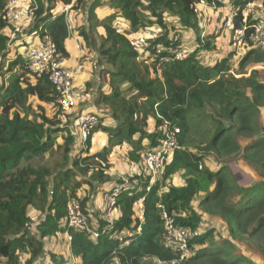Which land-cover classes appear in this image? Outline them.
I'll list each match as a JSON object with an SVG mask.
<instances>
[{
    "label": "trees",
    "instance_id": "obj_1",
    "mask_svg": "<svg viewBox=\"0 0 264 264\" xmlns=\"http://www.w3.org/2000/svg\"><path fill=\"white\" fill-rule=\"evenodd\" d=\"M103 1L33 0L27 6L29 34L38 38L48 35L65 58L69 56L65 41L70 27L65 12L54 10L56 4L86 11L89 25L87 30H80V35L88 47L95 45L91 33L102 29L97 53L104 62L100 74L107 75L109 81L107 91L98 86L94 103L107 110L115 125H99L108 135L107 144L100 151L71 160L73 138L61 134L63 140L56 144V134L63 128L45 114V107L56 103L48 76L32 74L17 52L13 58L8 57L10 37L4 31L13 27L6 17L7 0H0V76L17 68L7 82L0 83V264H37L44 252L43 238L65 231L71 235V252L80 257L79 264H111L113 258H118L120 264L171 261L176 254L162 241L161 207L175 211L177 222L194 230L200 226L203 213L227 225L230 240H215L212 229L197 234L194 242L201 248L183 264H264V260L238 253L231 242H254L264 258V127L258 117L264 105V77L258 68L245 76L248 64H264V51H246L238 64L239 77L230 72L229 55L233 51L213 65L202 63L200 50L213 49L216 36L200 38L197 4L203 1L218 8L221 0H110L114 12L98 19L97 9ZM246 2L238 0L242 6ZM169 17L182 30H197L198 46L183 60L164 62L161 57L167 53L152 58V46L157 41L174 45L166 32ZM116 19L127 21L130 33L158 25L162 36L145 47L146 56L142 58L139 43L120 30ZM90 84H85L88 92ZM31 97L37 100L36 109L29 103ZM150 120L154 122L151 130ZM165 122L179 127L180 133L178 147L162 178L146 192L141 187L147 185L148 179L143 174L131 177L129 180H136L137 184L119 195L116 207L120 216L111 230L96 240L64 226L68 201L80 198L78 190L83 183L93 187L90 181L78 180L77 176L91 171V179L105 181L108 155L114 146L123 143L131 147L129 163L139 164L143 151L157 144ZM240 137L250 139L243 148L238 143ZM55 147H62V161L51 168L43 156ZM239 153L262 178L247 187L236 184L226 165L211 170L203 164L209 155L222 160ZM178 171L184 172L185 183L169 185L167 191L160 192ZM201 191L198 212L192 203ZM141 198L142 221L134 210ZM81 206L85 211L84 198ZM30 207L39 212L38 234L30 230ZM98 223L100 229L106 225L102 220ZM138 226L141 229L136 232ZM122 230L135 232L128 244L111 238L112 233ZM50 259L53 264H67L53 253Z\"/></svg>",
    "mask_w": 264,
    "mask_h": 264
},
{
    "label": "built area",
    "instance_id": "obj_2",
    "mask_svg": "<svg viewBox=\"0 0 264 264\" xmlns=\"http://www.w3.org/2000/svg\"><path fill=\"white\" fill-rule=\"evenodd\" d=\"M21 1L7 0L5 10L8 20L16 16V10ZM26 2L30 6L33 0H26ZM201 2L203 5L206 4ZM221 2L228 9L222 22L225 33L230 36L229 44L232 49L237 53H245L250 48L264 51V1L247 0L243 6L238 4V0H221ZM180 30L178 29L179 32H173L169 35L173 46H167L163 42L157 41L152 46V58L166 52L167 55L161 57L164 62L171 59L183 60L190 52L194 51L195 47L193 49L183 42V37L180 34L182 31ZM140 34L149 39L148 43H144L148 47L152 41L162 36V30L160 28H142L138 33H134L133 37L137 39ZM137 41L139 40L137 39ZM26 63L32 74H46L48 76L56 95L52 118L58 122L57 126L63 128L62 134L64 136L73 138L72 150L77 157L84 156L92 134L100 125V116L91 110H77L78 102L83 100L85 95L76 89L75 69L65 64V57L58 53L56 45L48 35L38 38L36 43L29 47ZM179 133V127L165 122L157 144L153 147H147L143 151L139 164H137V167L142 168V172H137V174H143L148 181L147 185L141 189L144 188L146 192L149 191L150 187L162 178L167 164L178 147ZM136 184V180L130 181L127 178H122L103 192V218L106 222L103 228L100 229L98 222L93 224L90 221L89 215L82 209L81 198H73L68 201L66 215L63 219L64 226L84 232L91 239L96 240L101 234L111 230L115 221L111 218V213L117 206L121 192L133 188ZM139 201H143V198ZM160 215L164 230L163 244L176 254V258L168 262L158 261V264H183L201 248L194 242L198 234L197 230L179 224L177 222L178 214L175 211L168 212L164 207H161ZM140 229L138 226L136 232H139ZM123 231L112 233L111 238L118 240L121 244H128L135 232L127 231L124 233ZM71 239V235L68 233L69 243H71ZM19 259L23 263L22 255L19 256ZM111 264H120V261L118 258H113Z\"/></svg>",
    "mask_w": 264,
    "mask_h": 264
},
{
    "label": "rangeland",
    "instance_id": "obj_3",
    "mask_svg": "<svg viewBox=\"0 0 264 264\" xmlns=\"http://www.w3.org/2000/svg\"><path fill=\"white\" fill-rule=\"evenodd\" d=\"M201 3L197 4V10H198L197 12H198L199 21L203 22V19H204L203 14L204 13H203L200 5H199ZM221 6L218 7L219 9L215 8L213 11H211L210 13L212 15H210V13L207 11L206 12L207 19H206V22L204 23L206 25L203 26V25H200L201 23H199V25L197 26L198 32L201 35L200 36L201 39L203 38L205 40V36L211 35V34L216 36L215 39H213L214 48L211 50H203V49L200 50L199 56H200L203 64L213 65L217 60H220L224 56H228L229 52L233 51V54L229 55L230 56L229 63L231 65L230 72L232 74H234L236 77H239V76H241V74L239 73V70H238V67H239L238 64L246 52L245 53L244 52L237 53L230 46V44H229L230 36L224 33L225 29L223 28L224 25L222 22L223 19L225 18L226 8H221ZM54 10H58L57 4H56ZM59 10L61 12H65L67 21H69L71 18L74 19V21H73L74 26L72 25L73 26L72 30L76 31V34H75L76 37L80 36L82 38V36L80 35V30H82L84 28L87 30L88 25H89L86 11L84 12V10H82V9L81 10H72L68 6H62V8H60ZM74 11L75 12L78 11L77 14H75ZM112 12H114V8H112L111 1L110 0H104L103 5L97 9V17H98V19H103L107 14L112 13ZM209 15H210V17H209ZM209 18H210V20H209ZM13 19L14 18H12L8 21L11 22ZM115 22H116V25L120 28V30H122L123 32L129 33L128 37L130 38V40H133L134 42L139 43L140 55L142 58L145 57L146 56V50H145L146 46L144 45V43H148L149 39L146 38L145 35L143 36L140 34L137 36V39L139 40V41H137L136 37H133V33L129 32L130 28H129V23L127 21H125L124 19H116ZM171 22H173V23H171ZM166 24H167V29H168L166 32L168 34H172L173 32H179L178 29L182 28V27H180V25L177 24L176 20L175 21H169V22L166 21ZM69 25L71 26V21H70ZM154 26L157 29L160 28L158 25H154ZM29 29H30V21L28 23L22 24L21 26L18 27V29H16L15 27L5 29V31L7 32V34L10 37V40H9L10 53L8 55V57L10 59L13 58V56H15V54L17 52L26 61L27 52H28L30 45L29 44L25 45V43H23L24 40H21V41H19V43H17V40L19 39L18 37H21L24 33L29 34V32H30ZM185 31H187V30H185ZM163 32H165V29L163 30ZM186 33H184V34L180 33L183 36V39H184L183 42L193 49H194V47L197 48V44H198L196 41L197 30L191 29V31H189V33H187V34ZM91 34H92L91 37H93V39L95 41V45H93L92 47H88L86 45V42L82 38L81 41L79 42V45H80L79 53L75 58L76 61H79L78 63H81V62L85 63L86 62L85 58L87 59L86 66H88V70L90 71L89 82L91 83L90 84L91 86L89 87V93H90L89 99L87 97H85L83 100L78 102L77 110L85 109V110L94 111L101 117V123H100L101 126H111V123H108V120L110 119V117L107 114V110H105V108L102 105H96L94 103L95 98H96V94H97V89L99 87H96L93 90V92H90V90L93 89L94 81L99 82V78L101 79L99 85L101 86V88H103L105 91H107L108 90V81H109L107 75L100 74V71L102 69L101 66H103L102 64H104V62L100 61L98 53H97V47L101 41L102 29L97 28ZM80 50H81V52H80ZM65 60H66V58H65ZM66 64H68V63H66ZM255 68H258V70H260L261 76L264 77V72H263L264 64L259 65L256 63L248 64L247 69H246L247 73L245 74V76L249 75V72ZM16 71H17V68H15L12 72H8L5 75L0 76V83L2 81L7 82L9 80L10 76L12 74H15ZM87 89L88 88L85 87V90H87ZM91 99H92V101H90V104L88 105V102H89L88 100H91ZM29 103L31 104L32 109H36L38 107L37 100L34 97L33 98L31 97L29 99ZM53 112H54V109H53L52 104H49L45 107V114L49 118H52ZM30 117H32V115ZM258 117H259L260 126L264 127V105L260 107ZM109 122H111V120H109ZM205 124H206L205 122L202 123L203 126H205ZM99 128L100 127H98L94 131V133H100L103 131L102 128L101 129H99ZM61 134H62V132H58L56 134V142H57L56 144H59L62 142L63 138H62ZM249 140L250 139H248V138L245 139V138L240 137V138H238V143L243 148L249 142ZM91 142H92V145L90 146ZM95 142H96V138L95 139L93 138V140H92V137H91L90 142L88 144V151L86 153H89V151H90V153H92L94 151ZM125 152H126V149H123V148L115 150L111 156V161H110V165H109L110 167L106 168V170H105V172H106L107 170H109V169L111 170V168H112V171H118L121 173L120 175L112 174L113 176H115L114 181H116V182H118L122 178L130 179L135 174H137V172H142L141 167H138L137 171L135 170L131 174L121 172L122 169H124V171H125L124 163H126L128 165V161L123 158V154H125ZM69 156H70L71 160L77 158V155L73 152V150L70 152ZM43 159L46 161V164H48L49 167H51V168L54 167L56 162L62 161V147L58 148V149H57V147H55V149H53V151L46 153L43 156ZM203 164L206 167L210 168L211 170H216L221 165H226L228 170L230 171V173L235 178L236 184L239 186H242V187H247V186L252 185L253 183L257 182L258 180L262 179L261 176L259 175V173L256 171V169L252 165L247 163L241 157V153L236 154V155L232 156L231 158L222 159V160H217L214 157V155H209L204 159ZM90 173H91V171H89L86 174V176L89 177ZM78 177H80L81 180H85L84 179L85 176L83 174L79 175ZM184 178H185L184 172H179L177 175L171 177L169 180L166 181V183H165L166 186L161 187L160 192L167 191L169 185L180 186L182 184ZM93 187L89 185V193H91V194L94 193ZM209 187H211V186H209ZM202 195H203V192L201 191L198 194V196L196 197V199L193 201V203H192L193 207H196L197 201H198L199 197H201ZM80 198H82V195H80ZM235 200L236 199H234L233 201H235ZM30 209L31 208H29V211H30ZM196 209L198 212H201V211H199L198 207ZM30 215L33 218V220H32L33 224H31L30 230L33 234H38V231L36 229L37 218L35 217V212L31 211ZM34 223H35V225H34ZM199 229L201 231H205L208 229L214 230L213 231L214 239L217 241H220L222 239H229L230 240V238H231L230 234L227 230V225L221 219H219L217 217H211L205 213L202 214V222L199 226ZM231 242L234 244L235 250L238 253L244 254L245 256H251L252 258H255V259L264 260V258L260 254V252L256 249V244L254 242L242 241L240 239H232ZM57 244H58V241H57ZM63 244H64V240L61 238L58 247L61 249ZM50 253H53V252H50ZM55 255L60 256L63 259H64L65 255L70 256L67 253L64 254V256H63V254L59 255L57 253ZM66 256H65V259H66Z\"/></svg>",
    "mask_w": 264,
    "mask_h": 264
},
{
    "label": "crops",
    "instance_id": "obj_4",
    "mask_svg": "<svg viewBox=\"0 0 264 264\" xmlns=\"http://www.w3.org/2000/svg\"><path fill=\"white\" fill-rule=\"evenodd\" d=\"M28 5H29V3H27L26 0H22L20 2L19 8L16 10V16L10 22V24L13 27H15L16 29H18V27L21 26L22 24L28 23L30 21L29 11L27 9V6ZM57 5H58V10L60 8H62V6H63V5L61 6L59 3ZM199 5H200V7H201V9H202V11L204 13L203 14L204 15L203 22H200L199 21V23H201L200 25L205 26L206 24H204V23L206 22V19H207L206 12L208 11L210 13L211 11L214 10V8H212V7L208 6V5H203V3H201ZM221 8H226V6L225 5H222ZM217 9H219V8H217ZM227 11H228V9L226 8V13H227ZM77 12L78 11H76V12L74 11L75 14H77ZM210 15H212V14L210 13ZM210 15H209V17H210ZM209 20H210V18H209ZM70 21H71V26L69 25V27H70V36L65 41L66 50L68 51L69 56L66 57L65 64L68 63V64H66L67 66H70L71 68H74L75 69V86H76V89L78 91H82L84 93L85 97H87L89 99L90 93L85 90V87H86L85 84L90 80V71L88 70V66H86L87 59L85 58V60H86L85 63H82V62L81 63H78L79 61H76V59H75L76 56L79 53V49H80L79 42L81 41L82 38L80 36H77V37L75 36L76 31L75 30H72L73 29V26H74V24H73L74 19L71 18L68 21V23H70ZM166 21H168V22L169 21H175V19L169 17V18L166 19ZM171 23H173V22H171ZM147 28L148 29H156L155 26H153L152 28L151 27L150 28L147 27ZM140 30H138L135 33H138ZM180 31H182L181 33L184 34L186 32L189 33V31H191V30H187V31L180 30ZM4 32L7 34L6 31H4ZM169 35H171V34H169ZM18 38L19 39L17 40V43H19V41H21V40H24V42H28V44L30 46H32L33 44H35L36 41H37V39H38L37 37L31 36L28 33H24L21 37H18ZM80 52H81V50H80ZM217 61H219V60H217ZM102 67L103 66H101V68ZM100 80L101 79L99 78V82H95L94 81L93 89H91L90 92H93V90L96 87L99 86ZM88 101H89L88 102V105H89L90 104V101H92V99L91 100H88ZM109 120H111V122H109ZM109 120H108V123H111V126H114L115 125L114 121L111 118ZM153 126H154V122L150 120L149 123H148V129H150V130L153 129ZM93 138L94 139L96 138V142L94 144V151L92 153H90V151H89V153H87V155H90V154H93L95 152L100 151L107 144L108 135H107L106 132L102 131L100 133H94L92 135V140H93ZM143 142L147 144V140L146 139H144ZM91 145H92V142H91L90 146ZM121 148L126 149L125 154H123V158L128 161V165L126 163H124L125 171H124V169H122L121 172H123V173H130L131 174L135 170L137 171V169H138L137 164H135V165L129 164L128 152L131 149V147L127 143H123L121 145H116V146L113 147L112 151L108 155V163H109V165H110L112 153L115 150L121 149ZM179 172H183V171H178L175 174H173L171 177L177 175ZM104 173L107 175V177L104 178L105 181H97L96 179H91L90 177H87L86 175H84L85 176L84 179L90 181L93 184V186H94V193L93 194L89 193V183H83L82 186L78 190V194L79 195H82V198H84V200H85V212L89 215V219H90V221L93 224H96L98 222V220L105 221V218H103L104 204H103V200H102V194H103V192L105 190H107L108 188H110L116 182V181H114L115 180V178H114L115 176H113L112 174H117V175H120L121 174L118 171H112V168H111V170L109 169L106 172L104 170ZM77 179L79 180L80 177L77 176ZM184 183H185V180H183V182H182L181 185H183ZM142 207H143L142 201H138L135 204V207H134L135 216L140 221H142V219H143V208ZM197 207H198V205H196V207H193V208L197 211V209H196ZM31 211L32 212H35V217L37 218V223H38V221H39V212L36 211L34 208H31L30 211H29V216H30L31 220H33V218L30 215ZM120 214H121V212H120L119 208L116 207L115 210H113V212L111 213V218L113 220H116L120 216ZM34 225H35V223H34ZM137 229H138V227H137ZM196 230H197V233L198 234H200V233L203 232V231H201L199 229V227ZM127 231H129V230H124L123 232L124 233H127ZM61 238L64 240V244L62 245V248L60 249L58 247V245H59V242H60V239ZM57 241H58V244H57ZM43 242H44V252L41 255V257L39 258L37 264H53V262L50 259V255H49L50 252H53L54 254L57 253L59 255L63 254V256L66 253L68 255H70V256H66L65 255L66 256V259H65V256H64V260L67 262V264H79L81 262L80 257L74 256L72 254V252H71L70 243L68 242V231H65V232H57L54 235L45 236L43 238Z\"/></svg>",
    "mask_w": 264,
    "mask_h": 264
}]
</instances>
